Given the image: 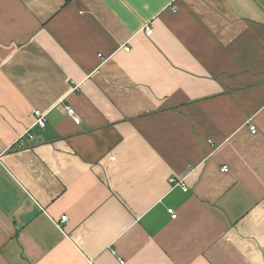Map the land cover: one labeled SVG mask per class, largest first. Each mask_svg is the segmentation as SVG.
<instances>
[{
  "label": "crops",
  "instance_id": "0c3cea01",
  "mask_svg": "<svg viewBox=\"0 0 264 264\" xmlns=\"http://www.w3.org/2000/svg\"><path fill=\"white\" fill-rule=\"evenodd\" d=\"M120 262L264 264V0H0V264Z\"/></svg>",
  "mask_w": 264,
  "mask_h": 264
},
{
  "label": "built area",
  "instance_id": "2783aa9c",
  "mask_svg": "<svg viewBox=\"0 0 264 264\" xmlns=\"http://www.w3.org/2000/svg\"><path fill=\"white\" fill-rule=\"evenodd\" d=\"M151 33H152L151 28H147V29H146V35H151ZM127 50H128V49H127ZM65 110H66L67 114L70 115V117H71V116L73 117L74 123L78 124V123L80 122L79 118L75 115L74 110H73L72 108H70V107H66ZM34 117H35V119H36V120H35L36 125H37L39 128H44L45 125H46V123H47V120H46L45 115L41 114L39 111H35V112H34ZM249 131H250L251 134H255V133H256V129H255V127H254L253 125L249 126ZM26 138H27L28 140H32L33 136H32L31 134H27V135H26ZM22 141H23V138H20V141H19V142L21 143ZM223 170H224V171H227L226 167H224ZM169 182H170V184H172V185H174V186H176V185L180 186L181 189H182L184 192L187 191L186 186H185L182 182H176L174 179H170ZM170 213H171V211H170ZM61 220H62V221H66L67 219H66V217L64 216V217L61 218ZM120 264H123V262H120Z\"/></svg>",
  "mask_w": 264,
  "mask_h": 264
},
{
  "label": "rangeland",
  "instance_id": "374dc122",
  "mask_svg": "<svg viewBox=\"0 0 264 264\" xmlns=\"http://www.w3.org/2000/svg\"><path fill=\"white\" fill-rule=\"evenodd\" d=\"M147 28H151V26H148ZM146 28V29H147ZM146 29H145V33H146ZM151 30H152V28H151ZM125 50H127V49H125ZM66 108V107H65ZM68 116H70L69 114H68ZM71 118H72V120H73V117L71 116ZM79 118V117H78ZM80 120V119H79ZM73 122H74V120H73ZM256 129V128H255ZM27 135V134H26ZM26 135H24V136H21L20 138H23V139H27L26 138ZM20 138L18 139V143H19V141H20ZM224 167H226V166H224ZM224 167H222V171L224 172V173H226L227 171H224L223 169H224ZM226 169H227V167H226ZM170 179H174L176 182H182L183 183V181L181 180V179H178V178H176V177H171ZM169 179V180H170ZM184 184V183H183ZM170 185H172V184H170ZM185 185V184H184ZM174 186V185H173ZM177 187H179V188H181L180 186H178V185H176ZM187 188V187H186ZM182 190V189H181ZM183 191V190H182ZM184 192V191H183Z\"/></svg>",
  "mask_w": 264,
  "mask_h": 264
}]
</instances>
